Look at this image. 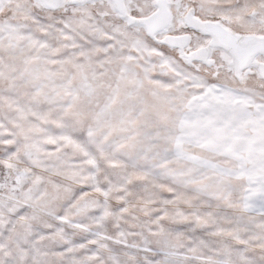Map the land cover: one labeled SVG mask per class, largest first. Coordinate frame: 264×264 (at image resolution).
Segmentation results:
<instances>
[{
    "label": "snow or ice",
    "instance_id": "obj_1",
    "mask_svg": "<svg viewBox=\"0 0 264 264\" xmlns=\"http://www.w3.org/2000/svg\"><path fill=\"white\" fill-rule=\"evenodd\" d=\"M0 264H264V0H0Z\"/></svg>",
    "mask_w": 264,
    "mask_h": 264
}]
</instances>
